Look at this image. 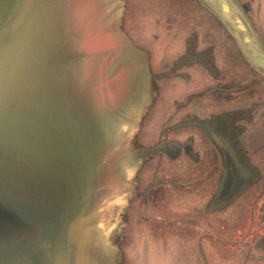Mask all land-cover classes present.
<instances>
[{"label": "rangeland", "instance_id": "374dc122", "mask_svg": "<svg viewBox=\"0 0 264 264\" xmlns=\"http://www.w3.org/2000/svg\"><path fill=\"white\" fill-rule=\"evenodd\" d=\"M232 1L264 50V0ZM70 16L88 100L110 116L109 181L99 144L91 159V195L110 198L95 211L110 251L100 261L264 264V72L227 24L205 0H74ZM230 158L243 184L222 201Z\"/></svg>", "mask_w": 264, "mask_h": 264}, {"label": "water", "instance_id": "95a60500", "mask_svg": "<svg viewBox=\"0 0 264 264\" xmlns=\"http://www.w3.org/2000/svg\"><path fill=\"white\" fill-rule=\"evenodd\" d=\"M205 1L264 72V50L238 6ZM73 2L0 0V264H82L85 255L108 264L95 210L110 198L107 188L91 195V159L99 144V178L109 181L110 116L95 109L98 98L88 100L95 85L86 83V55L71 28Z\"/></svg>", "mask_w": 264, "mask_h": 264}, {"label": "flooded vegetation", "instance_id": "af4514ba", "mask_svg": "<svg viewBox=\"0 0 264 264\" xmlns=\"http://www.w3.org/2000/svg\"><path fill=\"white\" fill-rule=\"evenodd\" d=\"M214 137H216L217 138V140L219 141V142H224V140H223V138L219 135V134H216ZM222 149H224V148H222ZM223 152H224V156H228V154L229 155H231V153H230V151L229 150H223ZM227 152H228V154H227ZM229 166H232L233 167V170H235L236 171V173H237V177H234V180H233V183H234V188L230 191V193H227V195H225V197H224V199L222 200V201H224V200H226L227 198H229L233 193H235L236 191H238V189H239V187H240V185H242L243 184V179H242V173H241V171H239L238 170V168H237V166H236V163H235V160L233 159H229V160H225V165H223V167H225V169L226 168H228ZM225 169H224V171H223V174H224V172H225ZM242 170V169H241ZM235 171H233L234 173H235Z\"/></svg>", "mask_w": 264, "mask_h": 264}, {"label": "bare ground", "instance_id": "6f19581e", "mask_svg": "<svg viewBox=\"0 0 264 264\" xmlns=\"http://www.w3.org/2000/svg\"><path fill=\"white\" fill-rule=\"evenodd\" d=\"M110 124V123H109ZM111 126V125H110ZM161 147H162V145H161ZM173 155V154H172ZM175 155V154H174ZM139 160V159H138ZM137 161V160H136ZM135 161V162H136ZM133 166V165H132ZM138 166V165H137ZM136 168V167H135ZM130 169H131V167H130ZM129 171V170H128ZM130 172V171H129ZM134 172H136V170L134 171ZM131 174V173H130ZM133 175V174H132ZM231 183V182H230ZM226 189V188H225ZM98 210V209H97ZM97 210H95V211H97ZM115 226V225H114ZM88 247H86V249H87ZM91 261H90V258L87 256V255H85L84 257H82V264H91L90 263Z\"/></svg>", "mask_w": 264, "mask_h": 264}]
</instances>
